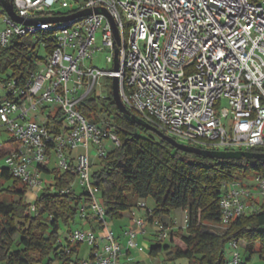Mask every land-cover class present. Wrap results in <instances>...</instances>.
Listing matches in <instances>:
<instances>
[{
	"label": "built area",
	"instance_id": "built-area-1",
	"mask_svg": "<svg viewBox=\"0 0 264 264\" xmlns=\"http://www.w3.org/2000/svg\"><path fill=\"white\" fill-rule=\"evenodd\" d=\"M11 3L18 16L35 24H18L0 8L5 23L0 47L9 46L17 37L46 50L52 47V52L28 76L19 70L5 84L7 97L0 99V151H5L0 155V182L6 172L27 187V197L37 200L42 191L56 186L42 179L53 155L59 172L75 175L87 196L81 218H95L104 227L100 232L71 233L73 244L86 243L92 250L88 260L68 264H120L123 254L104 221L105 209L92 183L90 156L95 147L100 162L106 158L105 140L114 147L120 145L117 126L111 121L91 122L77 110L80 102L96 95L100 79L116 77L126 109L179 144L223 152L264 147V0ZM88 10L90 14L56 21ZM96 10H105L113 24ZM98 33L103 49L97 47ZM101 50L110 53L111 71L92 65ZM254 179L256 186L245 180L222 185L223 226L257 211L251 206H261L264 179ZM71 192H75L72 186L60 191ZM138 209L151 212L145 202ZM37 213L34 204L30 214ZM146 217L133 213L134 228L125 231L128 249H143L135 239L145 234ZM153 225L158 229L157 241L169 240L168 227L157 221ZM229 246L235 255L228 264H238L239 245L232 242Z\"/></svg>",
	"mask_w": 264,
	"mask_h": 264
},
{
	"label": "trees",
	"instance_id": "trees-1",
	"mask_svg": "<svg viewBox=\"0 0 264 264\" xmlns=\"http://www.w3.org/2000/svg\"><path fill=\"white\" fill-rule=\"evenodd\" d=\"M36 47L29 39L17 37L9 46L0 47V75L21 70L28 76L36 70L42 62L35 52ZM47 51L52 52V47ZM105 102L111 108V120L117 126L120 141V145L108 151L106 158L91 173L93 186L105 209L106 224L121 220L124 214L138 208L140 202L151 199L154 209L150 214L143 211L148 223L153 225L157 221L167 227L165 218L173 211L182 210L186 215V228L170 230L167 241L156 240L149 248L150 257L165 254L167 261L185 258L188 264H228L226 246L237 242L249 255L246 261L239 260L238 264H249L255 254L264 262V204L259 210L231 221L222 234H214L205 228L206 224H223L222 185L250 176L264 179V162L245 157L220 160L177 150L122 116L111 97L91 95L78 104L77 110L89 121L100 124L103 122L100 106ZM131 114L141 119L139 114L132 111ZM250 152L264 154V147ZM44 171L50 173L48 169ZM75 179L70 172L56 171V191L46 189L39 194L35 201L38 213L34 216L26 202L27 187L6 172L2 173L0 264L80 261L74 257L82 243L73 245L69 240L66 244L59 241L61 226L75 224L77 217L81 218V205L87 201L83 192L60 193ZM10 181L13 185L6 187ZM5 196L10 200L4 201ZM91 223H96L98 232L103 230L104 224L95 218L86 221V224ZM16 235L19 240L15 239ZM174 237L180 238L182 246L173 244Z\"/></svg>",
	"mask_w": 264,
	"mask_h": 264
},
{
	"label": "rangeland",
	"instance_id": "rangeland-1",
	"mask_svg": "<svg viewBox=\"0 0 264 264\" xmlns=\"http://www.w3.org/2000/svg\"><path fill=\"white\" fill-rule=\"evenodd\" d=\"M4 27H5L4 17L0 12V30L4 29ZM97 47L99 49L104 48V46L102 44L101 33H98V35H97ZM35 52L41 60H46L48 58L49 52L45 48L41 47L40 45H38L36 47ZM109 55H110V53L107 50H101V51L96 52V54L93 58V61H92V65L94 67L100 69V70H103V71H111L113 69V65L109 64L107 62V57ZM87 65L90 66V62H87ZM12 76H13L12 71H8V72L0 75V99L1 100L5 99L7 97L8 91L5 89V84L7 83L9 78H12ZM95 90H96V95L98 97H101V98L111 97L112 79L111 78L100 79ZM100 108L102 111L101 118L103 119V121H111L113 123V121L111 120L112 119L111 117H113V116L111 115L112 111H111V108L109 107V103L105 102L103 105L100 106ZM103 143H104L107 151H110L112 148H114V145L111 141L105 140ZM4 153H5V151H0V155L4 154ZM90 156H91V161L93 164L92 171H94L99 167V164H100V159L97 158V149L95 147L91 148ZM55 160H56L55 156L53 155L51 163L48 165V170L50 171V173L44 174V176L42 177L44 183H47L50 185H55V172L58 171L56 169ZM0 165H1V162H0ZM255 177L256 176H250L248 178H239L238 181L240 182V181L245 180L246 183L256 186V181L254 179ZM12 185H13V181H10L6 185V187H11ZM71 186L74 188V191L76 193H78V194L82 193V189L78 185V182L76 180L71 182ZM19 187L21 188L22 186L20 185ZM52 191L53 192L56 191L55 187L52 188ZM255 198H256V200H258L257 195H255ZM3 200L9 201L10 197L5 196ZM35 201H36V199L32 195H29L27 197L26 202L28 205L32 206L35 204ZM145 204H146L147 208L150 210L154 209V207H155V204H154L153 200H151V199L146 200ZM262 204H264V198H261V205ZM134 212L137 213V216L141 215L140 214L141 212H139V210L137 208L134 209ZM185 217H186V215L182 210H176V211H173L169 217H166L164 222L167 224V227L170 230L172 228H176L175 231L185 230V228H186V223L184 222ZM123 221L121 223L117 222V221L109 222V223H107V227L110 230H113V232L116 234V237H118V239L120 240L119 241L120 244H122L124 246L125 245V235H124V232H122V229H120V226L124 225V223H125ZM147 226H149V227H148V230L146 229L145 234L139 235L135 239L136 243L144 249V254H147L149 245L151 243L156 242V233L158 232L157 227H155L154 225H151V224L149 225V223H148ZM205 226H206L205 228L207 231L212 232L214 234H222L226 230V227L221 225V224H206ZM70 229H71V233H74L75 231L87 232V231L91 230L90 225L86 224L85 220L81 219L80 217H77L75 224H71L70 226H66V225L61 226V230L59 233L60 243L66 244L67 240L70 241V235H71V233L69 232ZM19 238H20L19 235L15 236L16 240H19ZM143 241H145L144 245H143ZM173 244L182 246V243H181V240L179 237H174ZM136 249H138V248H136ZM91 250H92L91 246H89L86 243H82V245L79 248V253L77 254V256L74 257V259H76V260L78 259L80 261L88 260L90 258ZM130 250H132V249H130ZM238 253L240 256L239 259L244 262L247 252L243 246L238 249ZM234 255H235V250L233 248H231L228 244L226 246V249H225L226 260L232 262L234 260ZM161 256H162V258H165V260H166L165 254H162ZM258 259H259V255L256 254L255 258L252 259V261L250 263L251 264H262L260 262L258 263ZM160 261H161V259L160 260L157 259L156 261L151 262L148 259H146V261L144 263L148 262L149 264H162ZM174 262H175V264H188V260L185 258L175 259ZM119 263L125 264L124 262L122 263L121 261H119Z\"/></svg>",
	"mask_w": 264,
	"mask_h": 264
},
{
	"label": "water",
	"instance_id": "water-1",
	"mask_svg": "<svg viewBox=\"0 0 264 264\" xmlns=\"http://www.w3.org/2000/svg\"><path fill=\"white\" fill-rule=\"evenodd\" d=\"M0 8L16 23L18 24H24V25H33L35 24L34 22L28 21L23 19L22 17L18 16L13 8V5L11 2H6L5 0H0ZM97 13H102L106 16H109V14L105 11V10H96ZM91 11H84V12H80L77 13L73 16H69V17H64V18H59L56 21H66L68 19L74 18V17H79V16H84L87 14H90ZM111 20V18H110ZM112 24L113 21L111 20ZM114 27V31H115V35H116V40H117V44H118V38H117V32L115 30V26ZM119 68V60H118V50H115V66H114V71L117 72ZM111 98L118 110V112L124 116L126 119L130 120L133 123H136L142 127H144L145 129H147L148 131L152 132L153 134H155L158 138H160L163 141H166L167 143H169L171 146H173L175 149L180 150L182 152H187V153H191L197 156H204L207 158H214V159H220V160H227V159H240L242 157L248 158V159H254V160H258L261 162H264V154H258V153H252V152H223V151H209V150H202L199 148H195L192 146H187V145H183V144H179L178 142H176L175 140H173L172 138L162 134L161 132H159L157 129H155L154 127L150 126L149 124L145 123L143 120L137 118L135 115L131 114V112L129 110L126 109V107L124 106L122 99H121V95H120V87H119V81L116 77H114L112 79V91H111Z\"/></svg>",
	"mask_w": 264,
	"mask_h": 264
},
{
	"label": "crops",
	"instance_id": "crops-1",
	"mask_svg": "<svg viewBox=\"0 0 264 264\" xmlns=\"http://www.w3.org/2000/svg\"><path fill=\"white\" fill-rule=\"evenodd\" d=\"M77 152H79V150H77ZM259 208H260V206H251V209L252 210H259ZM134 209L135 208H133L129 213H127V214H124L123 215V218L121 219V220H118L117 222H122L124 219V221L123 222H125L124 223V225H122V226H120V229H122V232H125L126 230H128L129 228H131V227H133L134 228V226H132V223H131V218H132V216H133V213H135L134 212ZM138 209V208H137ZM139 210V212H141L140 214V216H137V213H135V215L137 216V217H139V218H145V213L143 212V211H141L140 209H138ZM185 213V212H184ZM185 222V221H184ZM96 223H91V224H89L90 225V228H91V230H94V231H96V232H98V228H97V225H95ZM149 225H150V223H149ZM152 225V224H151ZM148 227L149 226H147L146 225V229L148 230ZM146 229H145V231H146ZM176 228H172L171 229V231L172 230H175ZM113 231V230H112ZM115 234V233H114ZM115 236H116V234H115ZM117 239H118V237H116ZM118 242L120 241L119 239L117 240ZM144 242L145 241H143V245H144ZM120 243V242H119ZM152 244H154V243H151L150 245H149V247H148V251H147V254H144V249H142L141 251L139 250V249H132V250H130V249H128L127 248V238L125 237V245L123 246L122 244V247H123V254H122V256L120 257V259H119V261H121L122 263L124 262L125 264H149L148 262L147 263H144L145 261H146V259H148L149 261H156L157 259H161V263L162 264H175V262L174 261H167V260H165V258H162V256H159L158 258H152V257H150L149 256V248L152 246ZM74 245V244H73ZM142 248V247H141ZM145 255V256H144ZM256 255V254H255ZM255 255H253L252 256V258H251V261H252V259H254L255 258ZM248 257H249V255L246 253V257H245V260L244 261H246L247 259H248ZM250 261V262H251ZM227 262H229L228 260H227ZM262 263V264H264V262L263 261H261L260 259H258V263ZM249 264H251V263H249Z\"/></svg>",
	"mask_w": 264,
	"mask_h": 264
}]
</instances>
